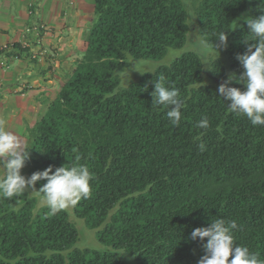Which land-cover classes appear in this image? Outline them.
Here are the masks:
<instances>
[{
	"label": "trees",
	"instance_id": "obj_1",
	"mask_svg": "<svg viewBox=\"0 0 264 264\" xmlns=\"http://www.w3.org/2000/svg\"><path fill=\"white\" fill-rule=\"evenodd\" d=\"M261 11L264 0H94L83 56L33 126L25 167L30 175L89 167L91 194L73 214L97 229L98 246H77L71 212L52 214L27 191L0 197V264H126L124 254L136 264H198L207 239L191 233L218 218L235 221L237 245L264 260V127L232 113L218 92L244 71L237 56L251 36L241 18ZM200 37L209 42L204 59L187 49L122 86L130 58L160 61ZM160 77L185 101L180 126L152 104ZM205 117L209 127L198 128Z\"/></svg>",
	"mask_w": 264,
	"mask_h": 264
},
{
	"label": "clouds",
	"instance_id": "obj_2",
	"mask_svg": "<svg viewBox=\"0 0 264 264\" xmlns=\"http://www.w3.org/2000/svg\"><path fill=\"white\" fill-rule=\"evenodd\" d=\"M241 19L245 20L251 36V39H245L246 52L237 56L244 71L239 75L229 74L218 92L232 113L246 116L253 126L264 127V14L258 17L246 15ZM214 41L220 55L221 47L227 46L226 31L216 34ZM200 46L208 48L209 42L201 38ZM138 64L139 62H134L129 66V75L131 71L141 72ZM204 67L211 70L207 64ZM233 81L244 84L246 90L229 87ZM153 83L152 104L167 108V120L173 126H180L185 101L179 89L166 86L163 77ZM196 126L207 129L209 120L205 117ZM31 149L23 138L7 130L6 121L0 119V197L12 198L32 189V192L40 194L41 204L48 207L52 214L76 206L82 199L89 198L92 191L90 182L94 176L86 164L77 162L70 167L64 165L56 168L55 171L50 166L28 178L22 175V169L30 159ZM199 150H205L203 143L199 145ZM45 180L47 182L36 190L37 182ZM237 227L235 221L218 218L212 219L209 227L195 228L191 233V240L203 242L207 239V243L203 244L206 255L198 264H264L258 254L251 252L246 246L237 245L233 231Z\"/></svg>",
	"mask_w": 264,
	"mask_h": 264
},
{
	"label": "crops",
	"instance_id": "obj_3",
	"mask_svg": "<svg viewBox=\"0 0 264 264\" xmlns=\"http://www.w3.org/2000/svg\"><path fill=\"white\" fill-rule=\"evenodd\" d=\"M72 1L0 0V119L25 142L64 84L53 85L49 47L69 30L68 18L85 23L86 0Z\"/></svg>",
	"mask_w": 264,
	"mask_h": 264
},
{
	"label": "rangeland",
	"instance_id": "obj_4",
	"mask_svg": "<svg viewBox=\"0 0 264 264\" xmlns=\"http://www.w3.org/2000/svg\"><path fill=\"white\" fill-rule=\"evenodd\" d=\"M89 1L91 0L85 1L87 4H85L86 9L84 10V12L88 10V12L85 13L86 14L85 23L83 24L79 22L78 19L75 21V23H72L70 21V18H68L66 22V27H65V29L69 28V30L66 31L67 34L65 32L64 33L65 35H62V39H59L58 41L54 42L51 48L49 47L51 51L50 54L53 57V59H51V61L49 62L51 63L50 75L52 79L54 80L53 85L55 86L56 89L67 81V79L72 73V70L75 68L76 62L83 56V52L85 51L89 27L92 24L93 18H94V15H93L94 3L92 2L93 6H91V4L88 5V3H90ZM68 2L69 4L73 3L72 0H68ZM63 26H65V24ZM83 27H84V30H83ZM200 39L201 37L199 38V41H198L199 44L195 43L194 45V43L191 44L190 42H188L182 49H170L166 57L160 61L151 60V59H133V58H130V61L132 62V64L134 62H139L138 68L141 72L144 73L149 70L152 71L162 64H169L170 62H172L174 58L182 54V52L186 51L187 49L195 51L200 57L204 59L205 56L203 55V53L204 51H208L209 48H202L200 46ZM212 54L214 53L210 52L208 56H212ZM52 66H54V68H52ZM141 72L131 71L129 75V67H128L125 73L123 74L120 73L121 80H122V86L126 87L130 82L137 80L143 74ZM42 79H47L46 74L42 76ZM38 113H40V111H38ZM37 122L38 120L34 124L33 122H31L33 125L30 126V131L28 130L26 143H28L29 134L30 133L33 134V132H35L33 129V126ZM22 174H24L26 178L31 176L30 173L28 172L27 167H24L22 169ZM31 192H32V189H29L28 190L29 195L32 197H35L37 199L38 205L42 206L40 194L37 192H32V193ZM73 208L74 206H70L66 209L71 212V218L76 223L77 227L79 228L80 239L77 243V246H79L80 248L97 247L98 242L95 237V231H97V229H91L87 227L84 223V220L78 219L76 216H74ZM122 257L126 261V264H136L135 263L136 261L135 262L131 261L132 260L131 255L124 254L122 255ZM126 257L131 261V263L127 260Z\"/></svg>",
	"mask_w": 264,
	"mask_h": 264
}]
</instances>
